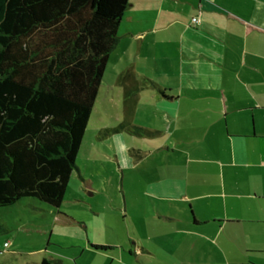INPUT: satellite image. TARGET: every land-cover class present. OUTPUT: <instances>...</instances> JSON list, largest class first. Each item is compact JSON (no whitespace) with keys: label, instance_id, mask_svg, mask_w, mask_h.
<instances>
[{"label":"crops","instance_id":"1","mask_svg":"<svg viewBox=\"0 0 264 264\" xmlns=\"http://www.w3.org/2000/svg\"><path fill=\"white\" fill-rule=\"evenodd\" d=\"M123 13L71 177L88 183L100 158L154 212L142 199L132 242L84 248L119 250L120 264H264V0H129Z\"/></svg>","mask_w":264,"mask_h":264},{"label":"trees","instance_id":"2","mask_svg":"<svg viewBox=\"0 0 264 264\" xmlns=\"http://www.w3.org/2000/svg\"><path fill=\"white\" fill-rule=\"evenodd\" d=\"M128 3L0 0V209L62 203Z\"/></svg>","mask_w":264,"mask_h":264},{"label":"rangeland","instance_id":"3","mask_svg":"<svg viewBox=\"0 0 264 264\" xmlns=\"http://www.w3.org/2000/svg\"><path fill=\"white\" fill-rule=\"evenodd\" d=\"M82 143L83 153H86L90 147L89 135ZM82 158L81 152L77 162L85 165ZM94 161L95 164L91 163L83 171L88 183L74 175L68 182L58 207V212L68 218H62L56 214L57 209L32 197L0 209V222L8 226L0 232V245L3 240H7V244L10 242L0 250V264H38L41 256L35 250L44 248V245L50 253L48 256L67 262L76 258L78 264H120L119 250L106 254L105 251L88 250L84 243L87 238L92 244L132 242L129 236L134 235V227L138 226V212H143V200L151 212H154V201L150 202L148 197L143 199L140 192H136L137 183L133 186V193L128 191L131 186L127 182L122 185L115 172L105 167L100 158L96 160L94 157ZM29 200L39 208H31ZM131 214L134 215L133 221ZM149 223L154 222L150 220ZM6 251L14 252L9 254Z\"/></svg>","mask_w":264,"mask_h":264},{"label":"built area","instance_id":"4","mask_svg":"<svg viewBox=\"0 0 264 264\" xmlns=\"http://www.w3.org/2000/svg\"><path fill=\"white\" fill-rule=\"evenodd\" d=\"M193 22H195V21H197V18L196 17H193L192 19H191ZM8 244H7V242H5L4 243V246L6 247Z\"/></svg>","mask_w":264,"mask_h":264}]
</instances>
